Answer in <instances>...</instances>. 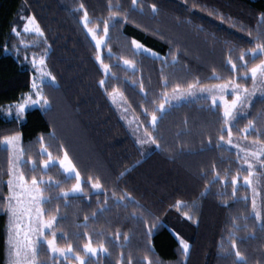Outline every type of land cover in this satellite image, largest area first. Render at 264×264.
Returning <instances> with one entry per match:
<instances>
[{"label":"trees","instance_id":"1","mask_svg":"<svg viewBox=\"0 0 264 264\" xmlns=\"http://www.w3.org/2000/svg\"><path fill=\"white\" fill-rule=\"evenodd\" d=\"M137 2L139 8L132 0H0V264H6L10 177V152L2 142L16 135L22 137L25 180L52 182L40 186L50 201L42 205L44 217H56L57 246L71 245L86 262L237 264L234 253L239 251L246 264H264V228L254 218L250 190L242 184L248 172L239 155L223 143L228 135L222 108L202 99L158 110L165 94L187 90L190 84L234 80L251 86V79L241 77L244 63L249 74L264 60L248 55L257 36L264 42V0ZM85 11L89 27L97 28L100 37L108 22L102 60L110 69L108 76L82 23ZM23 13L33 17L43 33L27 35L38 41L33 47L21 46L17 35ZM132 41L159 57L135 52ZM29 54L44 56L56 80L55 85H43L50 107L30 110L23 120L9 119L3 109L31 89L32 70L24 62ZM229 58L237 65L235 72ZM123 61L135 69L124 67ZM114 91L122 93L156 141L147 155L112 103ZM153 115L158 121L151 127ZM249 121L256 131L250 129L246 138L264 144V97L237 118L232 135L242 137ZM43 148L53 160L67 153L83 180V195L63 197L77 181L58 164L44 170L48 157L41 154ZM237 177L240 183L233 195L231 179ZM97 182L101 193L91 187ZM125 194L130 199H120ZM89 238L93 247L103 244L107 254L87 258L83 245ZM181 240L189 245L186 256ZM37 260L67 264L53 258L46 246L39 249Z\"/></svg>","mask_w":264,"mask_h":264},{"label":"snow or ice","instance_id":"2","mask_svg":"<svg viewBox=\"0 0 264 264\" xmlns=\"http://www.w3.org/2000/svg\"><path fill=\"white\" fill-rule=\"evenodd\" d=\"M132 4L139 8L140 5L138 4L137 0H132ZM83 8V5L80 6ZM111 9V5L109 6ZM151 10L153 12H156L157 9L155 5L151 6ZM113 17H110L112 19ZM262 21H264V17L261 18ZM30 25H33V29L25 28V31L34 30L37 34L43 35V33L40 31L39 26L36 24L35 19H30L28 21ZM92 23L89 18L88 14L85 11L84 17H83V24L85 29H87L88 33L92 36V39L95 41V46L97 49H99L102 45H105V39L108 36V22L104 21L103 23V38H98L97 32L95 28L89 27V24ZM132 44L135 45V48L138 51H147L143 48V45L137 43L136 41H132ZM106 46V45H105ZM109 54H111L109 50ZM253 59H256L257 57H264V42L261 41V37H256L255 42V48L248 53ZM245 53H241L239 60L244 61ZM97 59L100 60V57L97 56ZM32 63L35 65L36 61L35 59L32 61ZM40 65H44V59H41L39 61ZM125 64L130 65V61H124ZM101 64L104 68L105 73H108L109 68L108 65H104L103 61L101 60ZM228 64L230 65V68L233 72L236 71L237 65L232 62V60L229 58ZM244 68L246 69V73L241 79L247 80L251 79L253 83V88L249 90L248 88L242 87L239 83H236L234 80H230L226 84H219L216 85L212 89H200L201 92L208 91L209 93L217 92L219 93V101L220 104H218V99L216 95H211V101L212 105L216 107H223V118H224V124L226 127L227 135L229 137V140L227 141L228 144H231V136H232V128H231V122L236 121L238 118V111L242 110L243 108L249 106L252 102V98L256 95V84L259 81L261 86H264V60H261V63L256 65L255 67H252L250 69V75L248 74L249 70L247 67V63H244ZM41 76H50L48 73L41 72ZM219 79V77H216ZM51 79L54 81V77H51ZM43 83V80L41 81ZM198 83V82H197ZM101 87L104 85V81H100ZM33 89H36L35 96L36 99H33L32 96H28V98L25 100L23 104L17 105L18 113L23 114L26 110V108L31 106H39L40 108H48L49 102L47 99L44 98V96L41 94V87L35 82V79H33L32 83ZM165 87H167V82H165ZM189 91L187 92V95L191 96L193 95V92L191 89L196 88V84H190L188 86ZM229 89L231 91L229 92ZM175 93H177V96L174 97L176 99H179L182 97L183 94H181L180 89L176 88L173 89ZM225 93H228L233 98L229 102V100L225 99ZM113 97H115V91L111 94ZM261 96L264 97V92H261ZM206 99L208 97H205ZM165 99L167 100V95L165 94ZM115 102V99L113 100ZM160 111H164V105L161 104L159 106ZM157 120V117L155 115L152 116V122L153 125H155ZM252 130L255 132L254 125L251 121H249L248 127H246L243 131L244 133H248L249 130ZM20 137L19 136H13L9 137L4 141V144L8 146V148L16 153L14 157V162L16 164H19L22 162V156H23V149L18 147ZM220 140H224V136L221 135ZM41 143H43V138L41 137L40 140ZM153 144L156 143L154 139L151 140ZM253 143L257 146L255 151L252 152H244L243 159L247 164L246 170L248 172V177L253 176V163H247L249 159H251L253 162L260 161L261 157H264V144H260L259 141H253ZM241 151H243L241 149ZM42 155H47L48 159L44 161L43 163V169L47 170L50 166H54L55 162L52 161L51 153H48L47 148H43L41 151ZM59 166L64 168L65 172L71 174V177L75 179L77 182L71 189V194H83V189L81 187L80 183V175L76 171L75 167L71 164V161L68 158L67 153L64 154V159L59 162ZM36 170L35 163L33 162V171ZM10 175L13 177L12 179L8 180V188H9V197L7 200V212L10 217V228L9 231L11 233L9 237V244L11 245L12 249H14V256L12 259V264H38L37 261V255L38 250L42 246H46L48 252L53 256V258L59 256L64 261H67L69 257L71 256L74 258L78 264H91L90 261L86 262V260L80 256L75 255L73 252V249L71 245H69L67 248H60L57 246L56 243V232L53 230V225L56 224V217L52 216L50 219H44L45 213L43 208L41 207L44 203H49L50 201L47 200L44 197L43 189L41 188V184H51V181H38L36 177H32L30 182L25 180V177L22 173H19L18 169L15 171H10ZM239 177L231 179V185L233 186V195H235L236 192V185L238 182ZM244 185L251 187L252 181L248 179L247 177L243 180ZM58 186V185H57ZM92 188L99 190L101 188V185L97 182L91 185ZM18 190V191H17ZM70 195L69 192H64L63 197H68ZM115 195V194H114ZM255 195V193H254ZM129 198L125 194V196L121 197L120 199ZM130 199V198H129ZM245 199H247L245 197ZM252 213L256 220H261V214L259 211H257L256 201L253 199L252 201ZM27 216V218L30 221V226L28 228V232L24 234L23 240L20 239V228L19 224L22 218ZM190 218V217H189ZM85 220H87V217H85ZM34 221V226L32 225V222ZM87 225H85L86 227ZM261 228H264V222L261 223ZM49 235L51 236V239H49ZM63 239V236L61 237ZM181 244L183 246V252L185 256L188 253L189 245L181 241ZM233 249L236 248V245L233 243L231 245ZM83 252L88 257H97L98 253H105L107 254V249L101 244L98 248L92 246L91 239H88V242L83 245ZM235 256L237 258V264H246V261L244 260V257L241 255L239 251H235ZM130 264V262H129ZM148 264H151L149 261Z\"/></svg>","mask_w":264,"mask_h":264},{"label":"rangeland","instance_id":"3","mask_svg":"<svg viewBox=\"0 0 264 264\" xmlns=\"http://www.w3.org/2000/svg\"><path fill=\"white\" fill-rule=\"evenodd\" d=\"M30 19H33V17H29L25 13H23V15L21 17V24H20V27H19L20 30H16L17 31V35L20 37V40H21V46H23L24 48L25 47H31V46L33 47L38 42L37 40L31 41V40L27 39V35H35L37 37L41 36V35L37 34L34 30L25 31V28H28V29H33L34 28L33 25H30L28 23V21ZM82 23H83V20H82ZM95 29H96L98 38H103V37H100L99 36V30L97 28H95ZM86 31H87V29H86ZM87 34H88V36L90 37V39L92 40V42L95 45V41L92 39V36L88 33V31H87ZM104 39H105V44H106L107 37L104 38ZM137 43H139V42H137ZM104 46L105 45H102L99 49H97V48L96 49H97V52H98V56L100 57V60L97 59V61L100 64L103 72L105 73L104 68H103V66L101 64V60H103V55H104V53H103ZM133 48H134L135 52H137V53H143V54H146L148 56L156 57V58L159 57V55L156 52L150 50L149 48H146L145 46H143V48L146 49L147 51H138L135 48V45H133ZM34 59L36 61L35 65L32 63V61ZM41 59H44V62H45V57L42 56V55H38V54L24 55V62L26 64H28L29 68L32 70L31 89H30V91L28 93H26L21 98V100L19 102L15 103V104H12V105H8V106H6L3 109V114H4V116L6 118H9V119L15 118V119H18V120H23L25 118L26 113L28 111H30V110H33V109L45 110V109H47V108H40L39 106H31V105H29L26 108V110H25V112L23 114H19L18 113V109H17V105L23 104L25 102V100L28 98V96H32L33 99H36V96H35L36 89H33V87H32L33 79H35V82L38 85H40V87H41V94L42 95H43V85L44 84H46V83H50V84H53V85L56 84V80L54 79V81H53L51 79V77H53V76L49 73V71L47 69V66H46V63H44V65H40L39 61ZM122 65L124 67H126L127 69H129V70H134L135 69V66L132 63H130V65H129V64H125L124 61H123L122 62ZM41 72L48 73V74H50V76L42 77L41 76ZM109 74H110V69H109L108 73H105V75L108 76ZM249 75H250V73H249ZM42 80H43V83L41 82ZM221 84H226V83H221ZM217 85H219V84H217ZM215 86L216 85H211V86H196L195 89H191V91L193 92V95H191V96L187 95V92L189 91V89H187V90L180 89V92L183 95L179 99L174 98V97L177 96V93H175L174 91H172L170 93H167L166 94L167 95V100L164 97V101L162 103L164 105V111H160L159 110V107H158V110L160 111V113H163V112H165L167 109H169L172 106H178V105H180L182 103L195 102L197 100L206 99L205 97H208L206 100H209L210 103H211V105H212V101H211L210 96L213 95V94L217 96L218 104H220V101H219V93H217V92L209 93L208 91H204V92H201L200 91V89H202V88L203 89H212ZM242 87H244V86H242ZM245 88H248L249 90H251L253 88V83L251 84L250 87H245ZM256 89H257L256 95L252 98L251 104L249 106L243 108L242 110H239L238 111V117L247 114V112L249 111V108L251 107V105H252V103L254 102L255 99L262 98L261 92H264V86H261L260 83H259V81L256 84ZM230 91H231V89H229V92ZM110 98H111L112 103L119 109V111L121 113V116H122V119L127 124L128 128L131 130V132L134 135L135 139L137 140L139 146L142 148V152L145 155H147L149 153V151L153 147V143L151 142V140L153 139V137L145 131V128H144L143 124L140 122V119L137 118L134 115V113L131 111V109L128 106V104H127L124 96L122 95V93L115 92V97H113L112 95H110ZM224 98L227 99V100H229V102H230L233 97L231 95H229L228 93H225ZM114 99H115V102H113ZM213 107H215V106H213ZM220 107L222 108V112H223V107L222 106H220ZM157 121H158V118L156 120V123H157ZM156 123H155V125H156ZM234 123H235V121H232L230 126L232 127L234 125ZM150 125H151V127H154L155 126V125H153L152 118L150 120ZM226 127L227 126H225V129H226ZM246 135H247V133H244V132H243L242 137H240V138H236V137H234L232 135L231 136V144H228L227 143V141L229 140V137H228V139L226 141L223 142L229 149L234 150L239 155L240 160H241V163H242L241 165H242V167L244 169H246V167H247V164H246V162L243 159L244 152H252V151H255L256 150V147H257L253 143V141H250V140H248L246 138ZM16 136H19L20 137V140H19V143H18V147L19 148H22L21 147L22 137H21V135H16ZM5 140H3V142H2V146L4 148L8 149L9 152H10V171H15L16 169H18L19 173H22L21 172V165H22V162H23V156H22V162L19 163V164H16L14 162V157H15L16 153L14 151L10 150L8 148V146H6L4 144V141ZM241 149L243 151H241ZM63 159H64V157L61 160H53L52 159V161H54L55 164H58L59 165V162L62 161ZM247 163H253V176L252 177H247L248 179H250L252 181V186L251 187H248V186L244 185V182H243L244 179L242 180V184L244 186L248 187V189L250 190L251 200L253 201V199H255L256 206H257V211H259L260 214H261V220H259V221L257 220V221L259 223H262V220L264 219V180H263L264 162H263V157H261L260 161H257V162H253L251 159H249L247 161ZM62 171L66 174V176L71 177V174L65 172L64 168H62ZM12 178L13 177L10 175L9 179H12ZM82 182H83V180L80 177L81 187H82ZM239 183H240V181L238 179V182H237L236 187L239 185ZM93 192L94 193H101L102 192V188H100L99 190L93 188ZM69 193H70L69 196H71V195L72 196H81V195L84 194L83 193V194H74L73 195V194H71V191H69ZM254 193H255V195H254ZM9 195H10V193H9V188H8V196H7V199L9 197ZM42 205H41V207H42ZM44 219H46V218L44 217ZM10 224H11V221H10V217H9V214H8V224H7L8 234H7V241H6L7 242V247H6V255H5L6 264H12V259H13V256H14V249H12L11 245L9 244V237L11 235V233L9 231ZM54 225H53V228H54ZM29 226H30V221L27 218V216H25L24 218L21 219L20 224H19L20 233H21V235H20V239L21 240H23L24 234L28 232ZM31 226H34V221L32 222V225ZM49 239H51V236H49ZM104 255H105V253H98L97 257H94L93 258V257H88L87 256V258L97 259L99 256H104ZM55 258L57 260L64 261L59 256H57ZM70 258L73 259V261H68V260L65 261L67 264H78V262L74 258H72L71 256L69 257V259Z\"/></svg>","mask_w":264,"mask_h":264}]
</instances>
